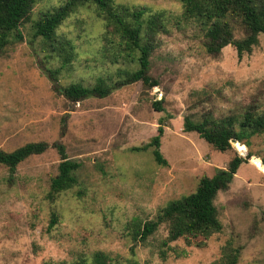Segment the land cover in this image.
<instances>
[{"label":"rangeland","instance_id":"obj_1","mask_svg":"<svg viewBox=\"0 0 264 264\" xmlns=\"http://www.w3.org/2000/svg\"><path fill=\"white\" fill-rule=\"evenodd\" d=\"M65 1L40 0L20 28L22 39L0 55V150L49 145L13 176L0 165V264L71 263L90 260L95 252L106 253L113 264H223L226 254L236 251V264H264V173L249 159L215 200L222 231L201 247L180 240L172 245L184 255L170 253L163 260L159 251L166 227L144 244L133 241L129 224L154 220L169 202L195 192L201 178L243 154L232 142L230 152L217 151L197 133H186L184 121L199 122L206 114L220 120L250 107L264 113V34L242 57L232 46L212 56L197 28L172 25L158 36L150 57L156 87L138 82L106 98L72 102L62 91L71 83L92 87L98 78L109 83L119 80L120 70L138 65L113 62L105 22L85 4L57 30L58 42L72 48L71 62L62 67L58 51L34 37V25ZM116 2L175 18L183 11L179 0ZM244 36L237 26L235 38ZM50 71H57L56 79ZM160 126L166 166L156 163L153 148L136 150L148 145ZM56 142L81 167L78 185L51 199L60 164ZM246 149L263 160L264 136L253 137Z\"/></svg>","mask_w":264,"mask_h":264},{"label":"trees","instance_id":"obj_2","mask_svg":"<svg viewBox=\"0 0 264 264\" xmlns=\"http://www.w3.org/2000/svg\"><path fill=\"white\" fill-rule=\"evenodd\" d=\"M40 0H0V55L13 41L22 39L20 28L28 22L31 12ZM182 14L176 18L168 17L165 12H149L146 9L132 7L116 2V0H66L53 11L44 13L34 25V37L58 51L62 67L71 62V47L68 42H58V28L79 7L85 4L94 6L97 15L105 22V46H111L114 51V63L119 59L129 64L136 63V70H120L119 80L107 82L98 78L92 87L79 83H71L62 89L63 94L72 102L88 98H106L112 92L123 86L142 82L145 86L156 87L158 83L150 76V57L157 46L159 35L167 33L172 25H193L205 39L204 48L207 54L219 55L227 46L236 49L238 56L251 53L259 44L260 34H264V0H179ZM241 27L245 33L242 39L235 38L236 27ZM106 50V48L104 49ZM110 50H106L109 52ZM124 74V76L122 75ZM51 78L56 79L57 71H50ZM162 111L161 105H156ZM186 133H197L208 145L219 152H230L232 141L251 146V139L264 136V113L250 107L238 115L217 120L211 114H206L199 122L186 117L184 121ZM164 135L162 126L158 135L138 151L153 148V156L157 164L168 165L161 153V138ZM236 144L245 154H235L226 169H218L214 176L200 179L195 192L180 199L169 202L161 208L154 220L147 222H130L134 242L147 243L163 226L168 235L161 243L159 255L163 260L171 254L183 256L177 246L172 245L184 240L187 246L201 247L206 240L222 231V223L218 217L215 200L220 192L229 189L240 166L255 156L247 151L245 146ZM53 147L60 156L58 174L51 181L49 197L54 199L62 192L69 191L78 185L77 171L81 164L68 158L66 148L61 143ZM49 145L45 142L28 143L12 152L0 150V165L5 166L13 176L18 166L32 156L45 153ZM264 173V164L252 162ZM264 163V159H263ZM54 217L50 229L56 223ZM226 254L223 264H236L237 254ZM171 253V254H170ZM47 264H113L111 258L104 252H95L91 259L81 258L71 263L58 262Z\"/></svg>","mask_w":264,"mask_h":264},{"label":"water","instance_id":"obj_3","mask_svg":"<svg viewBox=\"0 0 264 264\" xmlns=\"http://www.w3.org/2000/svg\"><path fill=\"white\" fill-rule=\"evenodd\" d=\"M232 143L238 144V142L236 140H233ZM241 156H245V154H241ZM250 161L251 162L260 161L262 164H264L263 160L258 158V157H256V156L251 157Z\"/></svg>","mask_w":264,"mask_h":264}]
</instances>
